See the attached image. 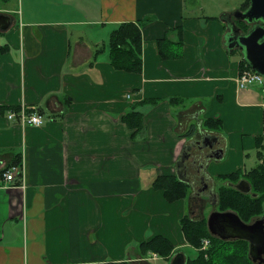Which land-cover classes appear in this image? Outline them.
I'll return each instance as SVG.
<instances>
[{
  "label": "crops",
  "instance_id": "0c3cea01",
  "mask_svg": "<svg viewBox=\"0 0 264 264\" xmlns=\"http://www.w3.org/2000/svg\"><path fill=\"white\" fill-rule=\"evenodd\" d=\"M2 1L0 13L14 23L0 31V264H152L162 257L142 256L140 244L163 235L165 224L147 217L157 208L175 220L168 228L176 237L164 234L175 244L171 259L184 254V202L169 203L155 180L179 179L177 162L193 142L186 176L210 180L207 166L225 158L232 141L242 154L256 149L231 118L246 109L260 117L264 108L262 87L237 83L243 59L227 96L223 27L179 21L180 0H94L72 12L57 0H21L28 15ZM127 22L141 29L140 74L109 62V35ZM23 108L42 114L44 124L8 118ZM132 111L144 115L135 134L123 120ZM208 118L223 128L207 129ZM214 136L218 145L203 147ZM217 148L222 159L209 157ZM19 159L24 180L6 186L4 169ZM235 167L229 173L242 162ZM154 225L161 231L150 235Z\"/></svg>",
  "mask_w": 264,
  "mask_h": 264
},
{
  "label": "trees",
  "instance_id": "16d2710c",
  "mask_svg": "<svg viewBox=\"0 0 264 264\" xmlns=\"http://www.w3.org/2000/svg\"><path fill=\"white\" fill-rule=\"evenodd\" d=\"M249 2L250 0H246L241 9L246 10L250 5ZM109 36L108 49L111 66L116 71L140 74L143 67L141 60L143 37L139 26L133 22L122 23ZM100 51L101 49L97 50L96 53L98 54ZM239 69L243 71L245 69L252 70L244 58L240 62ZM123 120L134 130L133 134L140 132L145 127L144 115L136 111L126 114ZM221 121L220 119L208 118L203 123L207 129L219 131L223 128ZM255 145L257 160H259L256 167L248 171L239 169V171L218 177V180L222 182L217 191L219 210L221 212L233 211L246 223L264 217V119L262 133L255 137ZM13 165H21V160L19 159ZM241 180L250 183L251 194H244L232 187L233 184H237ZM154 185L155 189L164 191V196L169 203L188 199L192 191L187 183L175 176H159ZM180 224L184 241L189 248L191 247L196 251L194 258L188 259L187 257L186 264H253L249 257V243L247 241L242 239L224 241L213 236L207 228L208 223L205 218L202 221L194 220L186 214L180 220ZM205 238H210L212 243L209 250L204 253L201 250V245ZM171 241L164 235H157L148 241L141 242V254L145 256L148 253H155L162 258H170L175 249V244Z\"/></svg>",
  "mask_w": 264,
  "mask_h": 264
},
{
  "label": "rangeland",
  "instance_id": "374dc122",
  "mask_svg": "<svg viewBox=\"0 0 264 264\" xmlns=\"http://www.w3.org/2000/svg\"><path fill=\"white\" fill-rule=\"evenodd\" d=\"M47 1L48 0H41L44 6L47 5ZM245 1L246 0H180L179 3L181 2L183 5H182V8H179L180 16L178 20L181 22H187L188 20L195 18L198 22L204 25L206 30H207L208 25H211V26L213 25L216 27H219L221 25L223 27L222 30L225 31L227 35L226 30L228 29V25L226 24L224 17L227 16V14L229 13H232L238 9H241ZM93 2L94 0H57L56 1L58 8L59 7L61 9L65 8L66 10L70 12H72L73 8L76 9L81 5L88 4V5L94 6ZM37 3L39 5V1ZM2 7H4V3L2 0H0V8ZM10 7H12V9H14L15 11L20 9L21 13L23 12L27 14V11H28V5L26 1H24V5H23L21 0H11ZM90 13H92V11H90ZM15 16L16 18H19L18 14H15ZM226 39H227L226 42H222L223 48L221 46V50H222V53L224 51L226 52L225 57H226L227 66H228V69H227L228 81L226 83H227V96H228L230 95L231 92L234 93V89L230 88L231 85H234V83H232L233 81L231 80V78L235 75V71H236L235 68H237L239 61L243 59L244 56H243V53L238 49H236L232 53V51H230L231 49H229L231 45L229 44L228 37ZM260 87H262V89H257V90H261V91L264 90V85ZM235 90H236V86H235ZM204 101H205V105L208 106L209 99H205ZM221 109H223V107ZM261 110L262 111H258L260 112V117H257V114L259 113H257L255 109L253 110L246 109L245 111L241 113L238 112L237 117L231 118L232 121L237 122L238 128L242 126L245 128L244 130L241 131L242 135L245 138V140L250 139L251 144L253 143L254 138H255L254 133L261 131V120L264 118V108H261ZM225 115H228V112H225ZM231 127L232 126H229L228 130L226 129L227 133L231 130ZM235 146H236V143L232 141L229 144L228 148H230V150L228 154L225 156V158L219 161L212 160L210 161L212 162L211 166L209 165L207 166V171H208L207 175L211 176L210 178L211 184H212L211 188H214L215 192L218 191L219 189L218 187L222 183L221 181L218 180L219 174L222 173L221 171H225V172L227 171L226 173L231 172L233 169L236 168L235 162L237 161L242 162L241 169H243L244 171L252 170V168L256 167L257 164L259 163V160H257L258 159L257 150L255 148L246 150L242 154V151L240 150L237 151ZM225 172L223 174H226ZM150 177L151 176H148V178L145 179V181L148 184L151 183ZM190 177L191 179L195 178L194 175H190ZM195 180L200 185V181H198L197 179ZM196 188L198 187H195L192 189L191 194L188 196V199L182 200V202H184L182 203L183 208H184V213H182L180 216L183 215L182 217H184L186 216V214L189 215L190 209L193 203V202H190V200H192L191 197L195 195ZM204 201H206V204H205V207L203 208L202 215H204V218L207 220V223H208L209 218L212 215V213L220 212V210H219L218 204H214V202L207 201L206 198ZM175 206L177 205L175 204ZM195 209L196 208L192 206V210L194 211ZM163 214H164V210L157 208L156 210L155 209L153 210V214H150L147 212V217L156 220V222L158 221L159 224H161L162 222L165 224V226L163 227L164 229L163 235L168 234V235H172L173 237H176L173 230L170 229L171 227L168 228L170 224H173V225L175 224V220L173 219L172 216L167 217L164 215L165 216L164 217ZM192 216L194 215L192 214ZM179 223H180V220H179ZM161 227H162V224H161ZM180 227H181V224H180ZM146 230L149 232L150 235H153L161 231V229H159V226H155V225L153 229H148L147 227ZM155 230L156 232H154ZM182 250L184 252V255L188 257V259L194 258L196 256L195 254L196 251L192 249L191 247L190 248L186 247V248H183ZM172 262L173 260L170 257V260L161 258L159 260L153 261L152 264H173Z\"/></svg>",
  "mask_w": 264,
  "mask_h": 264
},
{
  "label": "water",
  "instance_id": "95a60500",
  "mask_svg": "<svg viewBox=\"0 0 264 264\" xmlns=\"http://www.w3.org/2000/svg\"><path fill=\"white\" fill-rule=\"evenodd\" d=\"M249 7L242 11L240 9L234 11L232 14L236 20L246 21L250 24L257 22L248 32H243L239 37L235 34L237 40L236 44H231V40L226 35L225 39L228 37L229 44L231 45L230 51L239 49L243 53V58L248 62V65L252 70L264 76V26L260 22H264V0H250ZM227 16L224 20L227 23ZM14 23V18L11 15L0 13V31H7L11 28ZM234 23V28L231 30L233 33L239 30V27ZM230 26V25H229ZM228 26V28H229ZM240 31V30H239ZM227 40V39H226ZM209 138V137H208ZM219 138L217 136L210 137L209 140L203 142V147H212L218 145ZM196 142H193L185 150V154L181 157V160L177 162V168L179 173V179L185 183H190L194 185L196 180L200 176H195V179L187 177V163L192 157V148L196 147ZM209 157L222 159L224 157V150L217 148L213 151ZM196 164V162H193ZM198 177V178H197ZM205 180V176L201 178ZM232 185V184H230ZM250 183L246 180H241L237 184H233L237 190L244 194H251L252 187ZM256 196V195H255ZM192 200H196V196L191 197ZM190 200V202L192 201ZM218 201L214 202L215 204ZM206 202H204L205 207ZM192 213V206L190 209ZM199 220L204 219V215L201 214ZM195 219L194 220H198ZM209 231L215 237L221 240H245L249 243V257L255 264H264V217L256 219L254 222L246 223L244 222L237 213L233 211L226 212H214L209 218L208 226ZM173 264H186V256L183 253H177L175 256Z\"/></svg>",
  "mask_w": 264,
  "mask_h": 264
},
{
  "label": "built area",
  "instance_id": "2783aa9c",
  "mask_svg": "<svg viewBox=\"0 0 264 264\" xmlns=\"http://www.w3.org/2000/svg\"><path fill=\"white\" fill-rule=\"evenodd\" d=\"M264 76L255 72L254 70L245 69L238 78V85L241 89L249 88L252 86H263L264 85ZM135 94H128L127 97L134 96ZM42 115V114H41ZM40 113L29 112L23 108L19 112H11L8 118H19L24 125L32 126H42L44 124V117ZM3 177L6 183V186L13 184L15 182H21L25 177L24 165H12L4 169ZM211 240L209 238L202 240L201 250L202 252H207L211 246ZM207 255V254H206Z\"/></svg>",
  "mask_w": 264,
  "mask_h": 264
},
{
  "label": "flooded vegetation",
  "instance_id": "af4514ba",
  "mask_svg": "<svg viewBox=\"0 0 264 264\" xmlns=\"http://www.w3.org/2000/svg\"><path fill=\"white\" fill-rule=\"evenodd\" d=\"M240 10H242V9H240ZM242 11H245V10H242ZM232 13H229V16L227 17V23L226 24L228 26L229 25L230 26L226 31H227L229 39L231 40V44L237 45L236 44L237 40L235 38V34H237V37H239L241 35L242 31L248 32L250 28H252L254 25L257 24V22L250 24L246 21L236 20L233 17L234 15ZM233 22H235V24L239 27L240 31L237 30V32H235V33H233V31H231L235 26ZM260 23H261V25L264 26V22H260ZM193 162H197L196 159ZM202 177L203 176H200V178L198 179V181H200V185H198V188H196V192L194 195V196H196V200L192 201L193 202L192 206H194V208H196V209L194 211L192 210V213H189L190 215L193 214L194 215L193 217L195 219L200 218L201 214L203 213V208H204L203 204H204V202H206V201H204L205 198L207 201H211V202H216L218 199V192H215L214 188H211L212 187L211 180H208L205 178V180L203 181V180H201ZM216 204H218V202ZM186 263H187V257H186ZM253 264H255V263L253 262Z\"/></svg>",
  "mask_w": 264,
  "mask_h": 264
}]
</instances>
